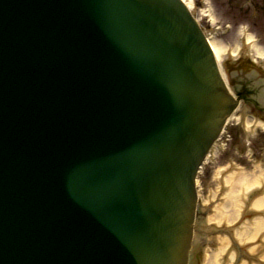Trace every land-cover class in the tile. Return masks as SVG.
Instances as JSON below:
<instances>
[{
    "label": "water",
    "instance_id": "obj_1",
    "mask_svg": "<svg viewBox=\"0 0 264 264\" xmlns=\"http://www.w3.org/2000/svg\"><path fill=\"white\" fill-rule=\"evenodd\" d=\"M234 105L181 0H0V264H186Z\"/></svg>",
    "mask_w": 264,
    "mask_h": 264
},
{
    "label": "rangeland",
    "instance_id": "obj_2",
    "mask_svg": "<svg viewBox=\"0 0 264 264\" xmlns=\"http://www.w3.org/2000/svg\"><path fill=\"white\" fill-rule=\"evenodd\" d=\"M191 11L207 37L212 42L224 46L225 51L221 54L219 62L230 51L242 46L252 58H255L257 47L264 50V0H192ZM247 35L253 37V44H246ZM260 60L264 65V55ZM231 121L229 119L219 142L209 153L197 174L196 192L199 217L203 216L201 217L203 219L220 213L227 203L229 205L224 210L225 214H234L237 224L246 208L244 203L251 190L245 193L243 189L236 187L237 192L232 194L233 182L237 176L256 177L264 173V131L260 129L245 131L240 127L236 132L231 128ZM229 136L234 138L230 140ZM261 187H264V181L258 186ZM203 207L206 208L205 211L200 210ZM257 219L264 222V217L261 216L245 220V225H250ZM245 225H241L240 228ZM263 235L264 230L254 241L247 243V247L251 245L256 248L253 253L255 256L263 253L264 243L261 242ZM210 239L215 240V237L211 236ZM229 244L217 264L227 263L228 254L235 253ZM243 262L246 263L245 260Z\"/></svg>",
    "mask_w": 264,
    "mask_h": 264
},
{
    "label": "flooded vegetation",
    "instance_id": "obj_3",
    "mask_svg": "<svg viewBox=\"0 0 264 264\" xmlns=\"http://www.w3.org/2000/svg\"><path fill=\"white\" fill-rule=\"evenodd\" d=\"M222 69L232 94L238 100L232 130L238 132L240 127L246 130L249 127L252 131H264V65L240 50L237 54L230 53V58L223 61ZM199 247L193 245L189 264L199 263Z\"/></svg>",
    "mask_w": 264,
    "mask_h": 264
},
{
    "label": "bare ground",
    "instance_id": "obj_4",
    "mask_svg": "<svg viewBox=\"0 0 264 264\" xmlns=\"http://www.w3.org/2000/svg\"><path fill=\"white\" fill-rule=\"evenodd\" d=\"M181 1H183L189 9H191L192 0H181ZM245 37H246V40L249 44H253V37L252 36L247 35ZM209 44H210L212 52H213V54L217 60V63L219 64L221 54L224 53L225 48H224V46H222L218 43L212 42L210 39H209ZM234 51H237V50L235 49ZM256 53L259 56H263L264 50L257 47ZM263 177H264V173H261L259 176H256V177H254L253 175L237 176L236 181L233 182L232 194L237 192L236 187L243 189L245 193L247 191L255 189L256 187L258 188V186L261 183H263V181H264ZM228 205L229 204L226 203L223 206L224 207L223 210H221L220 213L219 212L216 213L217 215L214 214V215L206 217L203 221H199L196 224V227L194 226V228L191 229L193 236L196 235L197 238H199L201 236H206L210 232H213L214 230H216V227H219L222 222L224 223V224H222V227H226V226L231 225V223H233L236 220V216L234 214H230V215L225 214L224 210L228 208ZM250 207L254 211L255 210L264 211V195L253 200ZM196 208H197V206H196ZM205 209L206 208L203 207L200 210L204 211ZM250 230H252L251 233H250ZM262 230H264V222L257 219V221L251 222L250 225L246 224L245 227H243V228L235 229L234 232L232 231L233 232L232 235H233L235 241L237 242V244L239 246H241V245L247 246V243H251L252 241H254L257 238V236L262 232ZM197 238H195V239H197ZM215 239H216V242L218 243V244L216 243L217 247L214 249H208L205 251L204 260H203L202 264H217L219 258L226 251L227 246L229 244L228 237L226 235L225 236H218V237L216 236ZM261 242L264 243V235L261 238ZM191 246H192V244H191ZM248 249H249L248 253L252 255L255 252L256 248L254 246L249 245ZM190 250H191V247H190ZM228 256L229 257H228L227 263H225V264H232V263L236 264L235 254L231 252V253H229ZM259 259L261 260L260 262H262L264 264V249H263V253L259 256ZM186 264H189L188 258L186 260ZM240 264H246V263L242 262Z\"/></svg>",
    "mask_w": 264,
    "mask_h": 264
}]
</instances>
